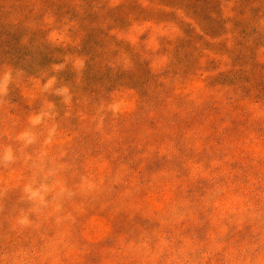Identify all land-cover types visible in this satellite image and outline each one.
I'll return each instance as SVG.
<instances>
[{
	"label": "rangeland",
	"instance_id": "374dc122",
	"mask_svg": "<svg viewBox=\"0 0 264 264\" xmlns=\"http://www.w3.org/2000/svg\"><path fill=\"white\" fill-rule=\"evenodd\" d=\"M0 264H264V0H0Z\"/></svg>",
	"mask_w": 264,
	"mask_h": 264
},
{
	"label": "clouds",
	"instance_id": "9594fccd",
	"mask_svg": "<svg viewBox=\"0 0 264 264\" xmlns=\"http://www.w3.org/2000/svg\"><path fill=\"white\" fill-rule=\"evenodd\" d=\"M64 91H67V89H65ZM31 195L33 198H35V197H38L40 195V193H39V191H32Z\"/></svg>",
	"mask_w": 264,
	"mask_h": 264
}]
</instances>
